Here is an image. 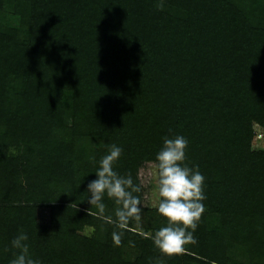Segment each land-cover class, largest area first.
<instances>
[{
    "label": "trees",
    "instance_id": "obj_1",
    "mask_svg": "<svg viewBox=\"0 0 264 264\" xmlns=\"http://www.w3.org/2000/svg\"><path fill=\"white\" fill-rule=\"evenodd\" d=\"M256 125L264 0H0V264L21 232L39 264H264ZM178 134L183 163L204 176V210L168 255L150 238L167 218L148 179ZM113 144V168L141 189L140 220L124 228L106 194L113 223L87 212V183Z\"/></svg>",
    "mask_w": 264,
    "mask_h": 264
},
{
    "label": "clouds",
    "instance_id": "obj_2",
    "mask_svg": "<svg viewBox=\"0 0 264 264\" xmlns=\"http://www.w3.org/2000/svg\"><path fill=\"white\" fill-rule=\"evenodd\" d=\"M162 8L163 5L161 4ZM188 140L183 135L174 137L165 136L163 146L156 153L158 161V190L160 202L157 211L167 218V225L157 229L150 238L160 252L171 255L182 250V245L188 238L185 227H196V221L204 210L202 200L204 176L198 170H193L187 164L186 148ZM122 148L111 145L109 152L99 160L96 177L86 186L87 202L91 205L87 209L90 215H98L108 223H113V217L104 215L105 204L103 197L106 194L119 206L115 210L118 226L124 228L130 218L140 220V198L133 192H139L140 186L133 183L131 175L122 176L113 164L119 159ZM95 160V157H91ZM95 207L98 212L91 209ZM114 241L118 244L120 236L113 233ZM28 235L21 232L12 240V246L19 250L10 264H39V261L29 256V246L26 243Z\"/></svg>",
    "mask_w": 264,
    "mask_h": 264
},
{
    "label": "rangeland",
    "instance_id": "obj_3",
    "mask_svg": "<svg viewBox=\"0 0 264 264\" xmlns=\"http://www.w3.org/2000/svg\"><path fill=\"white\" fill-rule=\"evenodd\" d=\"M5 22L11 25H17L19 23V16L14 14L11 10H7L5 16ZM259 132H262V136H257ZM253 149H264V129L256 125V136L253 140ZM151 178L148 180L150 183L149 197L151 198V203L157 206L160 202L158 187H157V169L156 167H151ZM42 220L45 219L44 213L41 214Z\"/></svg>",
    "mask_w": 264,
    "mask_h": 264
},
{
    "label": "built area",
    "instance_id": "obj_4",
    "mask_svg": "<svg viewBox=\"0 0 264 264\" xmlns=\"http://www.w3.org/2000/svg\"><path fill=\"white\" fill-rule=\"evenodd\" d=\"M262 135H263V133H262V132H259V134H257V136H259V137H260V136H262Z\"/></svg>",
    "mask_w": 264,
    "mask_h": 264
}]
</instances>
